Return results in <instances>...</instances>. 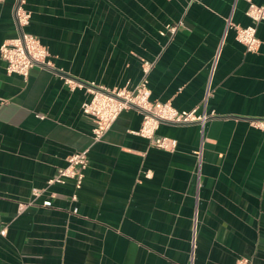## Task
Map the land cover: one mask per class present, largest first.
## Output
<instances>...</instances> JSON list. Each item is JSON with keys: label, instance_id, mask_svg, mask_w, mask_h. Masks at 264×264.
<instances>
[{"label": "crops", "instance_id": "1", "mask_svg": "<svg viewBox=\"0 0 264 264\" xmlns=\"http://www.w3.org/2000/svg\"><path fill=\"white\" fill-rule=\"evenodd\" d=\"M16 2L0 3V44L22 29L52 65L23 78L0 58V264H264V130L251 124L264 121V19L253 52L226 30L228 17L250 23L249 0H23L22 28ZM220 44L199 168L197 123L160 124L177 140L167 152L133 133L142 114L130 108L93 140L88 85L132 88L152 60L150 99L200 112ZM82 150L78 190L47 184Z\"/></svg>", "mask_w": 264, "mask_h": 264}, {"label": "built area", "instance_id": "2", "mask_svg": "<svg viewBox=\"0 0 264 264\" xmlns=\"http://www.w3.org/2000/svg\"><path fill=\"white\" fill-rule=\"evenodd\" d=\"M3 0H0V3ZM23 0H17L14 13L17 24L20 28L27 25L30 19V13L22 6ZM246 16L250 19V23L246 26L233 23L231 17L226 19V30L234 29L235 38L240 42L246 51L253 52L259 47L260 40L257 37V24L264 19V2L256 4L249 0ZM167 31L170 32V38L175 33L176 26L174 24L166 25ZM164 33V32H163ZM169 38V39H170ZM221 44L218 46L213 57L209 77L206 82L204 97L202 100V108L200 112L194 107L190 110H179L173 107L169 102L151 100L150 89L148 87V75L154 66V61L142 59L141 70L142 75L138 82L132 88L120 87L108 89L105 87H95L93 83L86 87L90 97L81 104V111L88 116L92 122V138L99 141L102 136L111 127L119 114L126 109L134 108L142 114V120L138 130L133 133L148 140L149 145L167 152L175 150L177 140L175 138L161 136L156 134V130L162 123H170L174 125H183L188 123H197L200 127L201 144L194 151L198 168L201 165L204 126L209 117L206 110V103L211 95V76L217 64L220 54ZM49 52L39 38L31 33L21 29L19 34L13 38L5 40L0 44V58L5 62V70L7 74H17L23 78H27L30 70L37 65L43 67H51L48 59ZM71 84L69 80L66 81ZM251 124L261 130H264V121H252ZM66 165L58 168L56 173L47 180V184H64L68 180L72 181L73 187L78 190L84 178V170L88 164L87 151H75L66 158ZM148 176V174H146ZM41 190L34 188L33 196H38ZM77 195L74 192L71 195L72 200H76ZM44 206H50L51 200L47 199L42 203ZM76 212V208L73 209ZM193 236L191 239L192 252L195 247V224L197 217L193 218ZM236 264H253L245 257L238 258Z\"/></svg>", "mask_w": 264, "mask_h": 264}]
</instances>
